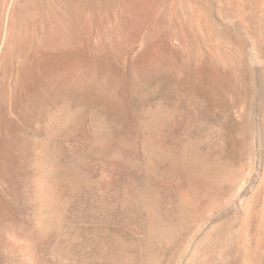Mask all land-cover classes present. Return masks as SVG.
<instances>
[{
  "label": "rangeland",
  "instance_id": "rangeland-1",
  "mask_svg": "<svg viewBox=\"0 0 264 264\" xmlns=\"http://www.w3.org/2000/svg\"><path fill=\"white\" fill-rule=\"evenodd\" d=\"M0 264H264V0H0Z\"/></svg>",
  "mask_w": 264,
  "mask_h": 264
},
{
  "label": "bare ground",
  "instance_id": "bare-ground-1",
  "mask_svg": "<svg viewBox=\"0 0 264 264\" xmlns=\"http://www.w3.org/2000/svg\"><path fill=\"white\" fill-rule=\"evenodd\" d=\"M72 1V0H71ZM69 3H70V1H69ZM74 4V3H73Z\"/></svg>",
  "mask_w": 264,
  "mask_h": 264
}]
</instances>
